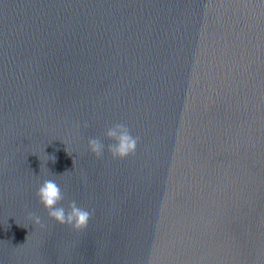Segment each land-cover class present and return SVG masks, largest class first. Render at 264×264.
<instances>
[{"label":"water","instance_id":"1","mask_svg":"<svg viewBox=\"0 0 264 264\" xmlns=\"http://www.w3.org/2000/svg\"><path fill=\"white\" fill-rule=\"evenodd\" d=\"M0 264H264V0H0Z\"/></svg>","mask_w":264,"mask_h":264},{"label":"clouds","instance_id":"2","mask_svg":"<svg viewBox=\"0 0 264 264\" xmlns=\"http://www.w3.org/2000/svg\"><path fill=\"white\" fill-rule=\"evenodd\" d=\"M87 126V124L84 125V127ZM104 135L107 139L113 141V143L107 145V151L113 159H125L131 155H135L139 137L133 136L126 124H113L106 130ZM88 149L95 157L101 158L105 150V145L99 138H90L88 140ZM51 157V160L55 162V156ZM35 195L39 203L47 211L49 218L58 224L69 226L75 231H82L87 228L92 213L84 208L78 207L75 201H71L68 204L67 210L61 206V201L64 200V192L55 180L45 179L39 185ZM29 219L34 224L44 227L41 218L36 214L29 213Z\"/></svg>","mask_w":264,"mask_h":264}]
</instances>
